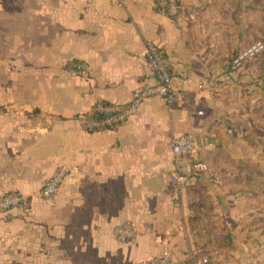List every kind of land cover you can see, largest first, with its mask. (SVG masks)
<instances>
[{
  "label": "crops",
  "instance_id": "crops-1",
  "mask_svg": "<svg viewBox=\"0 0 264 264\" xmlns=\"http://www.w3.org/2000/svg\"><path fill=\"white\" fill-rule=\"evenodd\" d=\"M180 2L171 18L155 0H0V105L11 108L0 114V197L29 203L0 211V264H140L164 248L177 263L264 264V56L229 65L264 40V0ZM149 41L169 60L173 104L152 97L116 129L86 132L77 113L154 83ZM183 132L198 147L176 161ZM197 160L209 170L179 188L172 172ZM61 164L78 171L44 199ZM128 220L140 233L119 243L112 229Z\"/></svg>",
  "mask_w": 264,
  "mask_h": 264
},
{
  "label": "built area",
  "instance_id": "built-area-1",
  "mask_svg": "<svg viewBox=\"0 0 264 264\" xmlns=\"http://www.w3.org/2000/svg\"><path fill=\"white\" fill-rule=\"evenodd\" d=\"M122 1V0H121ZM159 13L176 18L180 15L182 5L180 0H155ZM190 18L195 19V14L190 13ZM264 51V40L256 39L235 52L229 62L231 72H238L248 63L257 59ZM145 57L155 81L152 84L140 85L133 90L132 98L126 102H110L104 100L95 101L87 110L77 113L76 118L81 127L89 133L113 130L126 123L138 113L145 100L152 97H160L169 107L176 99L177 91L173 87V72L163 50L153 41L146 45ZM70 70L74 75L90 80V65L83 60H74L70 64ZM226 83L220 82V86ZM11 108L0 105V114L9 113ZM199 113H202L200 111ZM198 141L194 133L183 132L176 135L171 143L174 159L191 155L196 151ZM209 170L206 161L197 160L192 165V172L175 170L171 174V180L179 187H187L196 175H201ZM78 171L77 166L61 164L54 174L43 186L41 195L44 199H50L59 192L65 179ZM28 201L19 193H6L0 197V211H7L17 207L28 206ZM113 236L119 243H128L135 240L139 233V227L133 221H123L112 229ZM207 257L191 258L186 263L174 262L169 249L164 248L160 255L141 261L140 264H207Z\"/></svg>",
  "mask_w": 264,
  "mask_h": 264
},
{
  "label": "rangeland",
  "instance_id": "rangeland-1",
  "mask_svg": "<svg viewBox=\"0 0 264 264\" xmlns=\"http://www.w3.org/2000/svg\"><path fill=\"white\" fill-rule=\"evenodd\" d=\"M258 39H263V38H258ZM255 40H256V39H255ZM253 41H254V40H253ZM262 55L264 56V51H263V53H262L260 56H262ZM260 56H259V57H260ZM259 57H258V58H259ZM255 60H256V59H255Z\"/></svg>",
  "mask_w": 264,
  "mask_h": 264
},
{
  "label": "trees",
  "instance_id": "trees-1",
  "mask_svg": "<svg viewBox=\"0 0 264 264\" xmlns=\"http://www.w3.org/2000/svg\"><path fill=\"white\" fill-rule=\"evenodd\" d=\"M195 259H198V258H195ZM208 259H209V257H208ZM207 264H210V262H209V263H207Z\"/></svg>",
  "mask_w": 264,
  "mask_h": 264
}]
</instances>
